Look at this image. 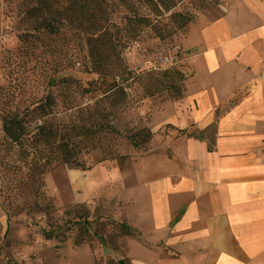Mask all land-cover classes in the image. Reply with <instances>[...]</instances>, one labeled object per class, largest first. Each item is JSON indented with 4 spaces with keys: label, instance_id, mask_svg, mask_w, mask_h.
<instances>
[{
    "label": "rangeland",
    "instance_id": "1",
    "mask_svg": "<svg viewBox=\"0 0 264 264\" xmlns=\"http://www.w3.org/2000/svg\"><path fill=\"white\" fill-rule=\"evenodd\" d=\"M217 2L178 0L169 11L160 6L157 26L147 27L117 55L103 50L105 38L73 19L64 20L57 34L32 30L29 11L36 0H0V91L14 89L10 104L20 110L50 95L48 118L79 140L72 150L77 165L52 159L37 178L32 176V156L21 155L9 144L0 120V264H116L120 258L128 264L125 236L119 235L114 219L118 182L112 173L118 169L126 179L134 177L153 157L159 160L167 153L164 140L175 131L152 127L151 112L175 99L166 89L144 97L145 84L157 79L167 85L168 76L160 73L175 68L186 77L185 89L192 75L191 51L182 40L200 15L216 16L207 11ZM135 7H119L115 21L121 22ZM186 16L190 20L183 24ZM159 30L164 38L155 36ZM150 71L155 73L147 75ZM122 72L131 76L122 84L127 99L115 105L101 101V90L111 77L119 82L127 78L119 76ZM100 74L107 75L105 84ZM36 121H29L31 127ZM143 127L150 130V139L142 146L131 145L128 136L138 137ZM42 154L55 155L50 149Z\"/></svg>",
    "mask_w": 264,
    "mask_h": 264
},
{
    "label": "crops",
    "instance_id": "2",
    "mask_svg": "<svg viewBox=\"0 0 264 264\" xmlns=\"http://www.w3.org/2000/svg\"><path fill=\"white\" fill-rule=\"evenodd\" d=\"M207 13L182 40L183 95L151 112L152 127L175 131L167 153L134 177L112 173L114 219L133 231L128 264H264V0H218Z\"/></svg>",
    "mask_w": 264,
    "mask_h": 264
},
{
    "label": "trees",
    "instance_id": "3",
    "mask_svg": "<svg viewBox=\"0 0 264 264\" xmlns=\"http://www.w3.org/2000/svg\"><path fill=\"white\" fill-rule=\"evenodd\" d=\"M131 1L130 3L127 0H36L35 7L29 11L32 16L31 29L45 31L50 35L57 34L64 20L73 19L77 26H88V30L98 33L97 38L106 39L103 44L105 52L114 51L119 55L118 50L140 37L147 27L157 26L158 17L161 15L160 6H165L164 10L169 11L178 2V0H172L169 3H164L163 0ZM132 4L136 6L135 10L121 16V22L117 23L113 15L114 12L119 7L130 9ZM189 20V17L186 16L183 24L188 23ZM155 36L164 38L166 35L159 30L156 31ZM97 52L96 56L101 59L102 51L98 49ZM151 72L147 75H150ZM160 74L168 76V84L165 85L157 79H150L145 84L146 94L144 97L152 96L166 89L172 99H179L185 90L182 85V82L186 79L184 73L178 69L170 68ZM125 75H127V78L123 79L122 82L115 81L114 77H111V81L106 84L105 89L101 90V101L108 100L110 104L115 105L116 103H123L127 99L125 86L122 84L131 76L124 72L119 74L120 77ZM106 76L100 74L103 84L106 83ZM15 97L16 91L14 89H8L5 93L0 91L1 128L4 137L12 147H18L21 155L25 157L32 156V169H34L32 176L36 174L38 178L45 173L53 160L77 165L73 159L72 150L79 143V140L71 139L70 136H67L65 126L60 127L59 124L53 123L48 118L51 113L50 107L53 104L51 96L48 95L45 97L44 102L32 108L28 106L23 110L10 104ZM32 118L38 121L31 127L29 121L31 122ZM177 132L198 139L203 137V131L193 129H179ZM135 134L128 136L130 144L135 147L145 144L152 135L150 130L144 127L138 130V137L135 138ZM212 134V129H209V135ZM212 143L213 140H210L208 149L212 148ZM47 149L54 150V157L42 154ZM42 158L45 159L40 162ZM117 229L120 236L133 235L132 229L125 222L117 223ZM47 237H51V235L49 234ZM116 264H125L124 259L117 260Z\"/></svg>",
    "mask_w": 264,
    "mask_h": 264
},
{
    "label": "bare ground",
    "instance_id": "4",
    "mask_svg": "<svg viewBox=\"0 0 264 264\" xmlns=\"http://www.w3.org/2000/svg\"><path fill=\"white\" fill-rule=\"evenodd\" d=\"M74 174L77 175L76 173H71V175H74Z\"/></svg>",
    "mask_w": 264,
    "mask_h": 264
}]
</instances>
